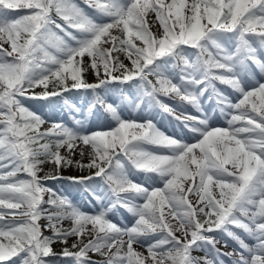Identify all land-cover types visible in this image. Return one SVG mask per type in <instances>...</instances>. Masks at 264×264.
I'll return each instance as SVG.
<instances>
[{
    "label": "snow or ice",
    "instance_id": "1",
    "mask_svg": "<svg viewBox=\"0 0 264 264\" xmlns=\"http://www.w3.org/2000/svg\"><path fill=\"white\" fill-rule=\"evenodd\" d=\"M84 2L91 13L73 0H0V264H225L222 256L264 264V82L253 71L264 77V0ZM89 69L95 83L84 78ZM117 85L135 89V100L123 96L134 113L145 101L158 106L195 142L152 119L122 117L96 94ZM71 90L93 92L84 112L64 101L84 118L41 130L49 121L23 100ZM161 96L198 115L178 113ZM204 96L227 127H210ZM97 104L114 127L86 126ZM45 164L54 168L40 175ZM72 166L89 172L68 179L91 192L99 206L91 213L46 185ZM119 207L131 226L113 222ZM217 233L238 249L222 252Z\"/></svg>",
    "mask_w": 264,
    "mask_h": 264
},
{
    "label": "rangeland",
    "instance_id": "2",
    "mask_svg": "<svg viewBox=\"0 0 264 264\" xmlns=\"http://www.w3.org/2000/svg\"><path fill=\"white\" fill-rule=\"evenodd\" d=\"M73 2H75L85 12L91 13L92 10L88 8V6L80 4L77 0H73ZM54 14L55 13H53V18L58 22V19ZM151 19L155 20L154 14H152ZM53 30L58 31L54 27ZM113 35L119 36L121 34L118 31H114ZM188 51H193V50L188 49ZM114 54L119 55V58L123 60L126 65L130 66V61L125 58L123 53H114ZM85 61H87V57H85ZM253 71L256 76V79L259 80L260 82H264V77L261 76L258 69H255L254 66H253ZM101 75L103 76V72H101ZM84 78L86 80H89L91 78L96 82V77L92 73L91 69H89V71L86 74H84ZM217 87L220 88L222 91L228 93L231 96V98L235 101L236 96L234 93H232V90L228 86L217 83ZM42 90L43 89L40 87L34 89V91L36 92H40ZM49 90H52L51 85L49 86ZM124 95H127L129 99L135 100L136 98L135 89L121 88L119 85L114 86L110 89L101 88V96L106 100V102L117 105L118 110L120 111L122 117L134 118L135 116L136 118H140V119H152L153 122L156 124V126L161 131H164L166 134L172 135L173 133H175L176 138L183 137L185 142L188 143L195 142V140L192 137V133L189 132L188 129H184L183 125H178V122L173 117H170L169 115H166L156 110L154 107L152 109H148L146 101L143 102L142 107L140 109H137L136 112L134 113L133 108L135 107V104L129 106L128 102L123 99ZM61 96L64 97V100H68L72 104H75L77 108L80 109L81 107H83V109H81V112H84L88 108L87 107L88 91L71 90L67 93H64ZM23 103L26 107H29L31 110L36 111L38 114L42 115V117H44L45 120L49 121V123H45L44 125L41 126V130L49 127L50 122L52 121H63L68 126L72 127L74 126L73 120L71 119L73 115H75L77 119L84 118L80 113H75L74 111L70 110V108L65 104L63 106L62 104L59 106L58 101L49 105L46 100H42V99H24ZM167 104H169V106L176 109L178 113L183 111L186 114L198 115L195 109H193L190 105H187L186 103L180 102L177 98L167 100ZM203 105L205 110L210 114V119H209L210 127L223 128L228 126L225 117L220 114L219 110H216L213 113L212 109L215 106V102L213 103L211 101H208L207 97L204 96ZM61 107H63V109ZM86 126L90 127V130H96L97 128L114 127L115 123L111 120L109 114H107L102 107L96 106L90 118L86 121ZM75 159H80L78 153L76 154ZM85 162H87L86 158H85ZM43 168L44 171L41 172L40 175H43L44 172H47L49 169H53L54 166L51 164H45ZM87 172H88L87 169L81 170L75 166H72V167L62 168L60 174L64 177L65 173L73 174V173H87ZM19 178L25 179L27 177L24 174H21ZM134 179H136L137 182H141L144 180V176L141 173L135 176ZM149 183L150 182H146L145 186H149ZM46 185L50 188L55 189L58 192H62L63 195H66L69 199L73 201V203L79 205L82 208V210L86 212L91 213L95 210L94 206H96L97 208L99 207L96 204V201L90 191H86L85 187H81V185H78L76 183L72 184L71 182L67 181L65 177L64 179L46 181ZM154 186L162 187V184L159 181H156ZM45 199H47V196H45ZM138 202L142 203V201H138ZM45 207H47V205H45ZM165 211H167V209H165ZM112 219L113 222L120 224H127L129 226H131V224L134 223V218L132 217V215L122 207L118 208L117 214L112 215ZM45 222L46 221H42V223ZM63 226L69 227L70 221H64ZM45 235H51V233L46 231ZM221 237L222 234L217 233V239L220 240V243L217 245V247L220 248L222 252H231L234 249H238V245L236 244V242L230 239L228 240L227 246H225L224 239ZM73 239L74 237L69 239L68 241L69 245L72 243ZM245 239L246 242L252 243L250 239L246 237ZM52 247L54 251L57 252L61 250L63 245L57 242L53 244ZM137 250L141 252H145L146 254V249L144 248L137 247ZM192 254L194 256H199V257L204 256V252L199 250L194 251ZM89 256L91 257L92 260H96V261L103 259L102 257L94 253H90ZM221 259L225 260V264H231L229 258L222 256ZM16 264H19V262L17 261ZM56 264H62V263L56 261Z\"/></svg>",
    "mask_w": 264,
    "mask_h": 264
},
{
    "label": "bare ground",
    "instance_id": "3",
    "mask_svg": "<svg viewBox=\"0 0 264 264\" xmlns=\"http://www.w3.org/2000/svg\"><path fill=\"white\" fill-rule=\"evenodd\" d=\"M90 80H91V78H90Z\"/></svg>",
    "mask_w": 264,
    "mask_h": 264
}]
</instances>
